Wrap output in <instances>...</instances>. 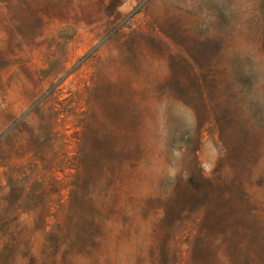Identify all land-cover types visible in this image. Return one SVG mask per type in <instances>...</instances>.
<instances>
[{
  "label": "rangeland",
  "instance_id": "374dc122",
  "mask_svg": "<svg viewBox=\"0 0 264 264\" xmlns=\"http://www.w3.org/2000/svg\"><path fill=\"white\" fill-rule=\"evenodd\" d=\"M0 264H264V0H0Z\"/></svg>",
  "mask_w": 264,
  "mask_h": 264
},
{
  "label": "clouds",
  "instance_id": "9594fccd",
  "mask_svg": "<svg viewBox=\"0 0 264 264\" xmlns=\"http://www.w3.org/2000/svg\"><path fill=\"white\" fill-rule=\"evenodd\" d=\"M188 112L190 113V119L187 121V123H189V124H191V125L194 126L195 123H196V120H195V114L192 113L190 110H188ZM171 174H172V175H175V172L173 171Z\"/></svg>",
  "mask_w": 264,
  "mask_h": 264
}]
</instances>
